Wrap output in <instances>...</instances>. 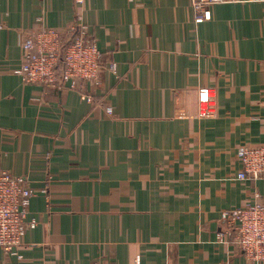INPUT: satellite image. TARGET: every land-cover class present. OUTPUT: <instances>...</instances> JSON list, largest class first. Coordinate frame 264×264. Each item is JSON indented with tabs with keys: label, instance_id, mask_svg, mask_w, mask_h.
<instances>
[{
	"label": "crops",
	"instance_id": "0c3cea01",
	"mask_svg": "<svg viewBox=\"0 0 264 264\" xmlns=\"http://www.w3.org/2000/svg\"><path fill=\"white\" fill-rule=\"evenodd\" d=\"M79 9L0 0V165L37 192L18 264H257L219 234L225 211L264 199V178H238V148L264 145V0L203 23L192 0H86L104 52L92 102L15 72L26 35Z\"/></svg>",
	"mask_w": 264,
	"mask_h": 264
},
{
	"label": "built area",
	"instance_id": "2783aa9c",
	"mask_svg": "<svg viewBox=\"0 0 264 264\" xmlns=\"http://www.w3.org/2000/svg\"><path fill=\"white\" fill-rule=\"evenodd\" d=\"M231 1L236 0H192L195 22L211 20L213 5ZM74 2L77 9H81L65 31L55 26H42L26 35L22 63L15 72L26 83L59 88L68 86L92 102L94 95L88 84L93 87L101 85L104 52L88 34L82 10L86 0ZM110 68L116 72V63L110 64ZM201 116L207 117L208 113L202 112ZM238 155L242 165L239 179L264 178V145H241ZM36 194L28 177L14 175L0 165V247L8 256L16 258L15 264L24 259L21 249L24 236L38 225V220L29 216ZM255 198L245 206L223 213L227 226L219 238L230 236V241L237 244L249 259L264 264V199L258 192ZM92 264L111 263L96 260Z\"/></svg>",
	"mask_w": 264,
	"mask_h": 264
}]
</instances>
